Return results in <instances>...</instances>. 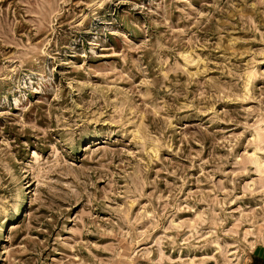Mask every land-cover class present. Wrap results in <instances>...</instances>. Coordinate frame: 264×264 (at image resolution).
Listing matches in <instances>:
<instances>
[{"label":"rangeland","instance_id":"1","mask_svg":"<svg viewBox=\"0 0 264 264\" xmlns=\"http://www.w3.org/2000/svg\"><path fill=\"white\" fill-rule=\"evenodd\" d=\"M264 0H0V264H264Z\"/></svg>","mask_w":264,"mask_h":264},{"label":"crops","instance_id":"2","mask_svg":"<svg viewBox=\"0 0 264 264\" xmlns=\"http://www.w3.org/2000/svg\"><path fill=\"white\" fill-rule=\"evenodd\" d=\"M262 258L264 259V252H263V256H262ZM264 261V260H263Z\"/></svg>","mask_w":264,"mask_h":264}]
</instances>
